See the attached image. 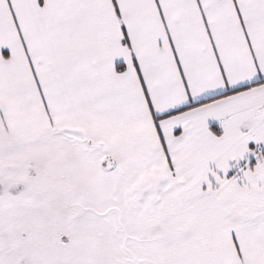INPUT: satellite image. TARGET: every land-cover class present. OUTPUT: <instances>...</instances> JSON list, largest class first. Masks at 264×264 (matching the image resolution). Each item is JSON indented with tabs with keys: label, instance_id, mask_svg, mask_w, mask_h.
I'll use <instances>...</instances> for the list:
<instances>
[{
	"label": "snow or ice",
	"instance_id": "1",
	"mask_svg": "<svg viewBox=\"0 0 264 264\" xmlns=\"http://www.w3.org/2000/svg\"><path fill=\"white\" fill-rule=\"evenodd\" d=\"M0 264H264V0H0Z\"/></svg>",
	"mask_w": 264,
	"mask_h": 264
}]
</instances>
